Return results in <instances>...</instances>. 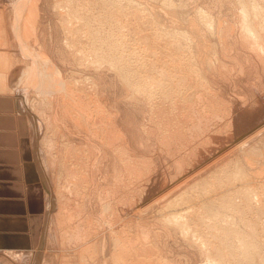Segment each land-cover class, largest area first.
<instances>
[{
  "label": "rangeland",
  "instance_id": "374dc122",
  "mask_svg": "<svg viewBox=\"0 0 264 264\" xmlns=\"http://www.w3.org/2000/svg\"><path fill=\"white\" fill-rule=\"evenodd\" d=\"M15 1L17 2H14V0H0V23H2L0 26V50H8L7 52L10 58L12 57L11 59L14 60L13 62H15V59L18 61L15 63L8 62L7 84L13 92L8 89L5 90L6 93L11 94L16 99L19 90L22 89L19 87H21L22 84L23 87L24 83L27 84L25 88L28 86L26 89L24 88V90H26V94L24 95L25 102L28 107L26 110L20 111L23 113L26 111V115L31 121L34 158L39 167L43 181V244L40 246L39 251L45 258V264H153L155 262L156 264H202L203 257L196 248L191 246L188 247L189 243L184 237H181L180 233L176 235V232H174V235L172 229L167 228L168 230H166L167 226H164L165 224L160 221L161 218L159 213L162 211L157 209L148 211L149 208L146 206L151 201L160 197L161 194L163 195L167 192L173 195L174 193L177 194L178 190H187L189 192L188 195L197 194V191L203 187L198 189L199 185L197 188L194 184L199 178L208 174L211 169L217 167L221 168V165H223L228 172L226 176H229V179L228 181L226 180V182H231L230 184L228 183L229 185L224 182V185L222 183L215 185L214 183L215 188L211 184L212 182L209 183L211 187H208L207 184V196H213V194L215 195L216 193L224 194V196L226 195L227 197L232 196V200L236 199V202L234 201L236 205L233 210L235 214L233 219H236L237 222L242 224L245 222H254L259 226L264 225V62H261V60L257 58L255 54L248 51L247 48L245 49L241 42L239 43L240 38L237 37L239 32L236 30L237 27L235 26L237 19L236 14L239 9L236 7L237 5L234 6L235 0H218L219 2L217 0H170L173 6L171 2L168 4L169 0ZM28 2L31 4L29 5ZM194 2L197 6H194ZM14 3L17 4L16 8ZM20 3L22 6H19ZM64 3V6L59 5ZM33 4L36 7V11L34 10ZM176 4L179 5V7L182 6V8L175 6ZM191 6L193 8H191ZM27 7H30V9H27ZM197 8L198 10L206 9L208 12L211 11L209 13L212 18L214 17V24L221 20V23H216L217 26L223 27L224 23L225 26L230 24V30L226 33L230 38L225 35L221 38V41L225 47H230L231 49H229L231 51L229 50L228 52L225 48H223V50H221L222 48L219 49L220 41L218 36L214 37V35H209L214 38H210L208 35L202 36L200 32L198 33V30H195L196 28L193 27L190 21L193 15L198 11ZM189 10L191 11L189 12ZM214 12L216 17L214 16ZM17 13H19V16ZM25 13H27V15ZM76 13L78 15H75ZM66 14H68V16ZM20 16H22V19L25 17L24 21ZM17 17H19L22 22L18 20ZM225 20L228 23L225 22ZM24 22H26V26H23L25 25ZM222 22L224 23L222 24ZM21 23L24 24L21 25ZM27 23H30L29 25H31L32 28H30ZM64 24H66L68 28ZM22 26L25 29L28 28L27 30L29 32ZM154 26L156 28L158 26V28L156 29ZM188 26H191V28ZM192 27L194 29H192ZM161 28L167 31L169 30L168 33H161ZM155 30H158V32ZM184 30L187 34L189 33L190 36L194 37L184 36V34L181 33ZM93 31H98L102 37L100 44L103 43V46H99L100 48H98V50L104 52L103 60L105 62L102 61L103 65L101 67H99V65L97 66L96 63L93 64L90 60L94 58L96 52L94 49L98 46L96 41L92 43L88 33ZM70 33L72 34L71 36ZM196 36L198 37L196 38ZM170 38L179 41L180 44H182L180 48H182H177V45L167 42ZM182 38L185 41H181L183 40ZM189 38H193L195 41L193 39V41H191V39L188 40ZM66 41L69 42V44L66 43ZM211 42L214 43V46L216 45L218 49L215 58L213 57L214 55L210 54V52L214 50H212L214 47ZM190 43L194 46L192 47ZM165 44L167 46L170 44L171 46L169 45L168 47L171 49ZM91 46L94 47V49ZM219 51L222 52L219 53ZM26 52L31 54L27 55ZM90 53L94 55L91 56ZM174 53L177 57L173 56ZM222 53L228 55L225 56L222 55ZM40 55L43 56L40 58ZM205 55H209V57L211 55V59L214 61L210 68L209 66L207 67L204 60ZM172 56L174 60H172ZM229 57L234 59L231 60ZM11 59L9 61H11ZM44 59L48 64L51 63V66L48 67V64L44 65V63H42ZM219 60L222 61V63ZM32 61L35 63L37 70L38 67L42 70L43 65L44 67L47 66L46 68L43 67L44 70L51 68V70H54L55 68L57 70V75L60 77L58 78L57 75L54 76L55 74L51 75L50 81L52 82L49 83L50 90L46 87L47 80L43 74L42 78L45 80L42 79L44 80L42 81V89L44 90L41 91H46V95L44 92L42 93L37 90L39 85L35 83V69L28 75V78L25 76V72L28 71L27 66L30 67L31 65L28 64ZM198 61L201 64H198ZM165 62L166 64H164ZM108 63L112 65L110 68L107 66ZM222 64H224V66H222ZM192 65H194L193 67L195 68H193ZM220 66L222 67L220 68ZM96 67L97 70L95 69ZM102 67L105 68L103 69ZM116 68L117 70H115ZM198 68L201 69V71ZM163 69L167 72L162 75L160 73ZM189 69H195L196 71L194 70L192 72ZM212 69H214V71ZM44 70H42L43 73H45ZM118 71L119 73H117ZM121 71L123 72V77L127 76V78L124 77L126 78L124 81H122L120 77ZM124 72H126V74ZM148 74L151 76V79L149 78L147 80L148 82H152L148 83L149 85L151 84L149 86L150 90L147 93H136L135 88L138 81L143 79L141 83L144 84V79L149 77ZM20 76L23 80L20 79ZM53 77L57 79L56 82L60 83V85L54 82ZM83 77L85 79H83ZM60 79L61 81H59ZM30 80L32 82H30ZM92 80L94 83H92ZM129 80L130 82H128ZM83 81L87 83L86 86L83 85L85 84ZM89 81L93 85H91ZM96 81L98 83H96ZM28 82L30 85H28ZM63 82L67 83L65 85L66 87ZM68 83L71 87H68ZM95 84L96 86L94 87ZM61 85L63 86L62 88H66V92L64 90L61 91V89L57 87ZM88 86L93 87L90 88ZM17 88L18 92L16 93ZM35 91L39 92L41 96ZM25 92L23 91L22 93L24 94ZM48 92L50 93L48 94ZM76 96H78V99ZM98 96L101 98L100 100ZM45 98L46 100H44ZM39 100H42V102L40 103ZM76 100H78L77 108L75 107V105H77V102H75ZM33 102L37 105L36 108L39 109L38 115L41 121L43 120L40 116V108L44 116L47 117L48 114L50 117L53 116L52 118L55 119L61 129L54 135L50 128L47 126L43 127V130L39 132L38 137L40 141H37V145H35V124L34 122L32 123L33 114L36 116L34 113V109L36 108H33ZM39 103L40 105H38ZM80 103L84 109L83 111L81 110ZM98 105H100V108ZM49 106H51V109H49ZM79 107L80 109H78ZM101 107H103V110L109 111H106V114L105 111L103 112L105 116L104 119L101 118L103 117ZM69 108L72 110L70 113L68 112L70 111L68 110ZM76 109L83 113H79L78 111L77 114H75ZM48 110L50 111L48 112ZM116 110L118 113H116ZM72 112L74 113L72 114ZM100 112L102 116L99 115ZM111 112L114 113L117 118ZM45 113L47 114L45 115ZM88 113H90L91 116ZM81 114L87 116V120L83 123V120L79 118ZM93 115L97 119H95ZM100 118L103 120H100ZM92 119L97 123L94 122L92 125ZM103 122H105L107 126H103L106 125ZM88 123L91 126L88 125ZM82 124H86L83 125L85 126L83 127L84 129L81 127ZM44 125L45 122L43 121V126ZM109 125L110 127H108ZM48 129L51 132L46 131ZM47 132L48 134H46ZM94 132L96 133L94 134ZM107 132L109 133L107 134ZM115 132L118 136H114L116 134ZM63 133L65 137L63 136L62 138L61 135H63ZM46 136H48V139L51 138V141H54L53 144L55 149L46 148ZM66 136L68 137L67 139ZM97 137L101 140L103 139V141H100ZM110 137L112 140H110ZM108 140H110V142ZM64 141L67 144H75V149L85 144L88 151H90V156L85 152H81L79 147L77 151H73L74 155L72 151L70 154H67L66 152L70 149H66V143ZM243 141H245V145L243 144L244 146H241ZM119 146L121 149H119ZM64 153L66 154L64 155ZM114 154H116L115 156L117 158ZM68 155H70L72 159L69 158ZM80 155L83 157H80ZM78 157H80L81 160ZM121 158H123L124 161ZM85 159L87 161H85ZM91 160H93V162H91ZM113 160L115 161L113 162ZM82 161L83 163L85 161V163L83 164ZM121 161L123 164H121ZM71 162H74V167ZM125 162H127V164ZM237 162L244 167L246 179H238L237 181L234 180L235 178L231 175L234 163ZM64 164L68 166L71 164L70 166L72 169H70V167L67 169L71 170L70 172L65 168L67 173L63 171ZM117 166L119 169L116 168ZM79 169H84V172ZM80 172L82 173L81 177L82 175L84 176V180L80 182L79 185L77 182H79L81 178L78 180L76 177H78L77 174H80ZM69 173L76 177H73ZM225 173L224 177H226ZM73 185L75 186L73 187ZM249 185L253 187V191L245 197L246 194H248L245 190L250 188ZM218 186L220 188H218ZM80 187H84V192ZM176 187L178 189H176ZM224 189H226V192L223 191ZM204 190L203 188V191ZM242 191L244 192L241 193ZM227 192L228 194H226ZM231 192H238L239 194L235 193L233 195ZM201 194L203 195V193ZM193 195L192 197L196 199L197 195ZM250 195H252V197ZM65 198L67 199L65 200ZM198 199L200 198L198 197L196 200ZM64 205L66 207H64ZM227 208L225 209L228 211L219 210L218 215L220 217L217 216L218 219L214 217L215 220H220V218L224 219L225 215L231 212V210ZM122 211H124V213ZM208 217L210 216L208 215ZM208 217L205 216V219ZM118 226L121 229V236H123L122 233L125 236V241L129 239V243L133 241L134 246L136 244V246H141L142 249L146 248V251L140 248L136 256L129 253H125L124 255L123 252L119 253V251H117L118 253H113L114 244H120V242L114 240L112 229ZM262 229L261 231L260 227L256 234L258 239L264 238V228ZM133 233L135 235H133ZM139 233L142 234V237ZM145 235L147 236L145 237ZM130 237L133 239L130 240ZM182 238L186 241L184 240L182 242ZM145 242L148 244L146 245ZM140 252L142 254L139 255ZM260 255L263 256L264 253Z\"/></svg>",
  "mask_w": 264,
  "mask_h": 264
},
{
  "label": "bare ground",
  "instance_id": "6f19581e",
  "mask_svg": "<svg viewBox=\"0 0 264 264\" xmlns=\"http://www.w3.org/2000/svg\"><path fill=\"white\" fill-rule=\"evenodd\" d=\"M24 1V0H23ZM27 1H29V0H27ZM64 1V0H63ZM68 1V0H67ZM74 1V0H73ZM90 1V0H89ZM109 1V0H108ZM128 1H130V0H128ZM168 1V0H167ZM167 1H166V3H167ZM218 1V0H217ZM13 2V1H12ZM14 2H17V1H15L14 0ZM21 2V1H20ZM30 2V1H29ZM28 2V3H29ZM32 2V1H31ZM54 2V1H53ZM75 2H77V1H75ZM133 2V1H132ZM147 2V1H146ZM164 2V1H163ZM170 0H169V2H168V4H170ZM190 2V1H189ZM193 2V1H192ZM219 2V1H218ZM69 3V2H68ZM92 3V2H91ZM111 3V2H110ZM145 3V2H144ZM149 3V2H148ZM172 3V2H171ZM15 4V3H14ZM31 3H29V5H30ZM162 4V3H161ZM160 4V5H161ZM178 4V3H177ZM175 5V6H178L179 7V5ZM182 4V3H181ZM192 4V3H191ZM210 4H212V3H210ZM16 5L17 4H15V8H16ZM25 5V4H24ZM60 6H64L65 5V3L64 4H59ZM76 5V4H75ZM155 5V4H154ZM183 6H185L184 4H182ZM201 5V4H200ZM205 5V4H204ZM219 5V4H218ZM237 5V6H236ZM19 6H22V4L20 3L19 4ZM18 6V7H19ZM70 6V5H69ZM104 6V5H103ZM147 6V5H146ZM171 6V5H170ZM169 6V7H170ZM172 6H173V3H172ZM172 6H171V8H172ZM194 6H197V5H195V2H194ZM213 6V5H212ZM234 6H236L238 9H239V11H238V13L236 14V22H235V26L237 27L236 28V30H238V32H239V34L237 35V37H239L240 38V40H239V43L241 42V44H243L244 45V48L246 49L247 48V50L248 51H250V52H252L253 54H255V56H257V58H259L260 60H261V62H264V0H235V4H234ZM33 7H34V10H35V6H34V4H33ZM59 7V6H58ZM66 7V6H65ZM143 7V6H142ZM181 8H182V6H180ZM179 7V8H180ZM187 7V6H186ZM190 7V6H189ZM201 7V6H200ZM199 7V8H200ZM205 7V6H204ZM221 7V6H220ZM132 8V7H131ZM136 8V7H135ZM141 8V7H140ZM152 8V7H151ZM166 8V7H165ZM168 8V7H167ZM174 8V7H173ZM176 8V7H175ZM178 8V9H179ZM184 8V7H183ZM191 8H193L192 6H191ZM202 8V7H201ZM213 8V7H212ZM27 9H30V7H27ZM60 9V8H59ZM134 9V8H133ZM148 9V8H147ZM189 9V8H188ZM208 9H211V8H208ZM214 9H215V7H214ZM214 9H212V10H214ZM61 10V9H60ZM111 10V9H110ZM116 10V9H115ZM145 10V9H144ZM150 10V9H149ZM157 10V9H156ZM177 10V9H176ZM182 10V9H181ZM197 10H198V8H197ZM20 11V10H19ZM26 11V10H25ZM32 11V10H31ZM36 11V10H35ZM67 11V10H66ZM74 11H75V8H74ZM191 10H189V12H190ZM194 11V10H193ZM192 11V12H193ZM196 11V10H195ZM199 11V12H198ZM196 13L195 12H193V13H195V15H193V17L191 18V21H190V23L193 25V27H195L196 29V31L198 30V33L200 32L201 34H202V36L203 35H214V37L215 36H218V38H219V49L220 48H222L221 50H223V48H225L228 52H229V50L231 49L230 47V49L228 48V46L227 47H225V45L224 44H222L223 42L221 41L222 39L221 38H223L225 35H226V33H228V31L230 30V28H229V26H230V24H228L227 25V21L225 20V22H227L226 23V25L227 26H225L224 24V22H222V24H223V27H225V28H223L222 26H217V24L216 23H219L218 21H217V19H216V23L214 24V22H213V19H214V17L212 18V16H211V14L209 13V12H211V11H207L206 9L205 10H201V9H199ZM230 11V10H229ZM69 12V11H68ZM67 12V13H68ZM182 12V11H181ZM213 12V11H212ZM15 13V12H14ZM13 13V14H14ZM75 13V12H74ZM18 14V16H19V13H17ZM26 15H27V13H25ZM30 14V13H29ZM61 14H63V13H61ZM125 14V13H124ZM128 14V13H127ZM142 14V13H141ZM186 14H187V12H186ZM218 14V13H217ZM1 15V14H0ZM26 15H24V16H26ZM31 15V14H30ZM67 16H68V14H66ZM75 15H78L77 13L75 14ZM111 15V14H110ZM132 15V14H131ZM139 15V14H138ZM153 15V14H152ZM23 16V17H24ZM71 16V15H70ZM100 16V15H99ZM136 16V15H135ZM169 16V15H168ZM177 16V15H176ZM214 16L216 17V15H215V12H214ZM219 16V15H218ZM21 17V19H22V16H20ZM104 17V16H103ZM124 17V16H123ZM127 17V16H126ZM187 17V16H186ZM185 17V18H186ZM224 17V16H223ZM27 18H28V16H27ZM68 18V17H67ZM71 18V17H70ZM94 18V17H93ZM102 18V17H101ZM121 18V17H120ZM188 18V17H187ZM17 19L18 20H21L19 17H17ZM24 19H25V17H24ZM24 19H22L23 21H24ZM87 19H89V18H87ZM96 19V18H95ZM141 19V18H140ZM220 19V18H219ZM218 19V20H219ZM16 20V19H15ZM22 20H21V22H22ZM67 20V19H66ZM66 20H64V21H66ZM70 20V19H69ZM112 20H114V19H112ZM177 20V19H176ZM26 21V20H25ZM32 21V20H31ZM34 21V20H33ZM63 21V20H62ZM61 21V22H62ZM89 21V20H88ZM116 21V20H115ZM114 21V22H115ZM152 21V20H151ZM168 21V20H167ZM215 21V20H214ZM2 22V21H1ZM27 22V21H26ZM26 22H24L25 23V25H23V26H26ZM93 22V21H92ZM183 22V21H182ZM20 23V22H19ZM18 23V24H19ZM24 23H21V25L22 24H24ZM68 23V22H67ZM66 23V24H67ZM142 23V22H141ZM221 23V22H220ZM30 24V23H29ZM28 23H27V25L28 26H30V28H32L31 27V25H29ZM66 24H64L66 27H67V25ZM144 24V23H143ZM150 24V23H149ZM166 24H167V22H166ZM170 24V23H169ZM2 25V23H0V26ZM122 25V24H121ZM184 25V24H183ZM189 25V24H188ZM191 25V26H192ZM216 25V26H215ZM221 25V24H220ZM15 26V25H14ZM22 26V27H23ZM27 26V27H28ZM65 26H64V28H65ZM74 26V25H73ZM152 26V25H151ZM162 26V25H161ZM191 26H188L189 28H191ZM238 26H239V28H238ZM20 27V26H19ZM69 27H70V25H69ZM81 27V26H80ZM155 27V26H154ZM192 27V29H194ZM1 28V27H0ZM24 28V27H23ZM68 28V27H67ZM73 28V27H72ZM83 28H85V27H83ZM156 28V27H155ZM157 28H158V26H157ZM156 28V29H157ZM185 28V27H184ZM223 28V29H222ZM25 29V28H24ZM23 29V30H24ZM28 29V28H27ZM27 29H25V30H27ZM77 29H78V27H77ZM165 29H166V27H165ZM164 28L162 29L161 28V33H168V31L167 30H165ZM173 29V28H172ZM191 29V30H192ZM130 30V29H129ZM151 30V29H150ZM149 30V31H150ZM160 30V29H159ZM176 30V29H175ZM180 30V29H179ZM79 31H80V29H79ZM83 31H84V29H83ZM86 31V30H85ZM90 31V30H89ZM155 31H157L158 32V30H155ZM173 31H174V29H173ZM177 31V30H176ZM193 31V30H192ZM3 32V31H2ZM27 32H29L28 30H27ZM31 32V31H30ZM67 32H68V30H67ZM76 32V31H75ZM160 32V31H159ZM172 32V31H171ZM178 32V31H177ZM237 32V33H238ZM66 33V32H65ZM78 33V32H77ZM89 33V35H90V38H91V40H92V43H94V41H96L97 43H98V46L97 47H95V49H94V47H92L96 52H95V56H94V58L93 59H90L92 62H93V64H97V66L99 65V67H101L103 64H102V61L103 62H105L103 59H104V52H102V51H100V50H98V48H100L99 46H101L102 44H100L101 43V40H102V37L100 36V34L98 33V31L97 32H95V31H93V32H88ZM102 33V32H101ZM166 33V34H167ZM182 34H184V36H190V34L188 33L187 34V32L184 30V31H182L181 32ZM186 33V34H185ZM230 33V32H229ZM232 33V32H231ZM235 33V32H234ZM138 34V33H137ZM159 34V33H158ZM175 34V33H174ZM181 34V35H182ZM196 34V33H195ZM200 34V35H201ZM3 35V34H2ZM22 35H23V33H22ZM29 35V34H28ZM72 34L70 33V36H71ZM82 35V34H81ZM121 35V34H120ZM156 35H157V33H156ZM197 35V34H196ZM228 35V34H227ZM226 35V37H229V36H227ZM68 36V35H67ZM125 36V35H124ZM163 36V35H162ZM3 37H4V35H3ZM145 37V36H144ZM160 37H161V35H160ZM169 37V36H168ZM190 37H194V36H190ZM198 36H196V38H197ZM210 37V36H209ZM211 37H213V36H211ZM210 37V38H211ZM213 37V38H214ZM71 38V37H70ZM149 38V37H148ZM184 38V37H183ZM182 38V39H183ZM217 38V37H216ZM216 38H215V40H216ZM230 38V37H229ZM172 39V40H171ZM191 38H189L188 40H190ZM193 39V38H192ZM191 39V41H195V39H193L192 40ZM119 40V39H118ZM180 40V39H179ZM212 40V39H211ZM224 40V39H223ZM121 41V40H120ZM135 41V40H134ZM163 41V40H162ZM181 41H185L184 39L183 40H181ZM139 42V41H138ZM141 42V41H140ZM166 42V41H165ZM167 42H169V43H173L174 45H177L176 47L178 48H180V46H182V44H180V42L179 41H177V40H175L174 38H170ZM188 42H190V41H188ZM66 43H68L69 44V42H67L66 41ZM109 43H110V41H109ZM112 43V42H111ZM182 43V42H181ZM185 43V42H184ZM187 43V42H186ZM194 43H196V42H194ZM193 43V44H194ZM212 43V42H211ZM26 44V43H25ZM113 44V43H112ZM142 44V43H141ZM191 45H192V43H190ZM210 44V43H209ZM213 44V47L214 48H212V52H210V54L211 55H214L213 57L215 58V54L217 53V46L215 45L214 46V43H212ZM22 45H23V43H22ZM41 45V44H40ZM65 45V44H64ZM166 45V44H165ZM170 44H168V46H169ZM173 45V46H174ZM189 45V44H188ZM26 46V45H25ZM24 46V47H25ZM103 46V45H102ZM107 46H109V45H107ZM167 46V45H166ZM167 46V47H168ZM171 46V45H170ZM190 46V45H189ZM194 45H192V47H193ZM230 46V45H229ZM12 47V46H11ZM29 47V46H28ZM65 47H66V45H65ZM110 47V46H109ZM115 47V46H114ZM117 47V46H116ZM191 47V46H190ZM20 48V47H19ZM18 48V49H19ZM83 48V47H82ZM88 48H90V47H88ZM112 48V47H111ZM143 48V47H142ZM169 49H171L170 47H168ZM182 48V47H181ZM180 48V49H181ZM243 48V47H242ZM22 49V48H21ZM105 50H107L106 48H104ZM113 49V48H112ZM116 49V48H115ZM131 49V48H130ZM145 49V48H144ZM168 49V50H169ZM22 50H24V49H22ZM86 50V49H85ZM122 50H123V48H122ZM127 50V49H126ZM155 50V49H154ZM166 50H167V48H166ZM185 50V49H184ZM188 50H189V47H188ZM8 51V50H7ZM6 50L5 51H2V50H0V91H5V90H10V91H12L11 90V88L8 86V84H7V70H8V62H11V63H15V62H18L16 59H15V62H13L14 60H12L11 58H10V56H9V53L7 52ZM20 51V50H19ZM27 51V50H26ZM30 51V50H29ZM111 51V50H110ZM109 51V52H110ZM117 51V50H116ZM173 51H174V49H173ZM177 51V50H176ZM193 51V50H192ZM204 51V50H203ZM209 51H210V49H209ZM208 51V52H209ZM214 51H215V53H214ZM231 51V50H230ZM21 52V51H20ZM23 52H25V51H23ZM28 52V51H27ZM26 52V53H27ZM133 52V51H132ZM142 52V51H141ZM145 52V51H144ZM159 52V51H158ZM189 52V51H188ZM194 52V51H193ZM207 52V53H208ZM222 52V51H221ZM220 51H219V53H221ZM119 53V52H118ZM123 53V52H122ZM181 53V52H180ZM29 54H31V53H29ZM28 53H27V55H29ZM39 54V53H38ZM37 54V55H38ZM42 54V53H41ZM68 54V53H67ZM91 54V53H90ZM128 54V53H127ZM161 54V53H160ZM172 54V53H171ZM188 54H190V53H188ZM205 54V53H204ZM203 54V55H204ZM231 54V53H230ZM36 55V54H35ZM94 55V54H93ZM92 54H91V56H93ZM107 55V54H106ZM210 55V57H209V55H205V57H204V60H205V62H206V64H207V67L209 66V68L212 66V63L214 62L213 61V59H211L212 58V56ZM222 55H225L224 53H222ZM228 54H226L225 56H227ZM233 55V54H232ZM39 56V55H38ZM43 56V55H42ZM41 55H40V58L42 57ZM108 56V55H107ZM139 56V55H138ZM169 56V55H168ZM173 56H175V53H174V55ZM173 56H172V60H174V58H173ZM219 56V55H218ZM229 56H231V55H229ZM16 57V56H15ZM45 57V56H44ZM43 57V58H44ZM87 57H89V56H87ZM175 57H177V56H175ZM180 57V56H179ZM193 57V56H192ZM191 57V58H192ZM14 58V57H13ZM42 58V59H43ZM91 58V57H90ZM120 58V57H119ZM147 58V57H146ZM200 58V57H199ZM202 58V57H201ZM200 58V59H201ZM206 58V59H205ZM226 58V57H225ZM231 60L232 59H234V58H232V57H229ZM11 59V61H9ZM37 59V58H36ZM106 59V58H105ZM179 59V58H178ZM203 59V58H202ZM38 60V59H37ZM131 60H132V58H131ZM171 60V61H172ZM181 60V59H180ZM215 60V59H214ZM217 60V59H216ZM238 60V59H237ZM43 61V60H42ZM44 61L46 62V60L44 59ZM42 62V63H44V65L46 64H48L47 62L45 63V62ZM47 61H49V60H47ZM123 61H124V59H123ZM128 61V60H127ZM201 61V60H200ZM220 61V60H219ZM233 61H235V60H233ZM138 62V61H137ZM169 62V61H168ZM190 62H191V60H190ZM221 63H222V61H220ZM243 62V61H242ZM254 62V61H253ZM32 63V64H31ZM30 64H28V65H31L30 67L29 66H27L28 67V71L27 72H25V76L28 78L29 76L28 75H30L32 72H33V69H35V72H34V74H35V79H36V84L37 85H39L38 87H37V90H39V92H42L41 90H44V89H42L43 88V82L42 81H44L45 79L47 80V88H49V83L50 82H52V81H50V78H51V75H54V76H56L57 75V70L54 68V70H51V69H45L44 70V68H46L47 66L49 67V66H51L50 64H48L46 67H44V65H43V67H42V70H44V72L45 73H43L42 72V70H41V68H39L38 67V70H39V72H38V70H37V68H36V65H35V63L32 61ZM40 63V62H39ZM88 63V62H87ZM86 63V64H87ZM136 63V62H135ZM196 63V62H195ZM218 63V62H217ZM220 63V64H221ZM239 63V62H238ZM244 63V62H243ZM123 64V63H122ZM151 64V63H150ZM164 64H166V62L164 63ZM197 64V63H196ZM198 64H201L199 61H198ZM219 64V63H218ZM242 64V63H241ZM40 65H41V63H40ZM88 65V64H87ZM214 65V64H213ZM262 65H263V63H262ZM85 66V65H84ZM107 66H109V68H110V66H112L111 64H109L108 63V65ZM139 66V65H138ZM165 66V65H164ZM194 65H192V67H193ZM222 66H224V64H222ZM222 66H220V68L222 67ZM86 67V66H85ZM94 67V66H93ZM124 67V66H123ZM126 67V66H125ZM199 67V66H198ZM206 67V68H207ZM214 67V66H213ZM216 67V66H215ZM103 68V67H102ZM105 68V67H104ZM103 68V69H104ZM144 68H145V66H144ZM193 68H195V67H193ZM219 68V69H220ZM96 70H97V67L95 68ZM101 69V68H100ZM107 69V68H106ZM112 69V68H111ZM119 69V68H118ZM134 69V68H133ZM199 69V68H198ZM218 69V70H219ZM262 69V68H261ZM99 70V69H98ZM115 70H117V68L115 69ZM124 70V69H123ZM132 70V69H131ZM135 70V69H134ZM140 70V69H139ZM150 70V69H149ZM190 70V69H189ZM195 70V69H194ZM193 69L192 70H190V71H194ZM200 71H201V69H199ZM198 70V71H199ZM209 70V69H208ZM211 70V69H210ZM213 71H214V69H212ZM234 70V69H233ZM26 71V70H25ZM92 71V70H91ZM129 71V70H128ZM133 71V70H132ZM165 71V72H164ZM189 71V72H190ZM196 71V70H195ZM99 72V71H98ZM131 72V71H130ZM167 71L166 70H164L163 69V71H161V73L160 74H164V73H166ZM191 72V73H192ZM218 72V71H217ZM87 73V72H86ZM97 73V72H96ZM103 73V72H102ZM107 73V72H106ZM117 73H119V71L117 72ZM122 71H121V78H122V81H124V79H126L127 78V76H124V77H126V78H124L123 77V75H122ZM125 74H126V72H124ZM210 73H211V71H210ZM213 73V72H212ZM226 73V72H225ZM231 73V72H230ZM43 74H44V77H45V79L44 78H42L43 77ZM228 74H229V72H228ZM144 75V74H143ZM149 75V74H148ZM198 75V74H197ZM18 76V75H17ZM24 76V75H23ZM58 76V75H57ZM138 76V75H137ZM147 76V75H146ZM85 77V76H84ZM83 77V79H85ZM90 77V76H89ZM89 77H86V78H89ZM95 77H96V75H95ZM103 77H104V75H103ZM116 77H118V76H116ZM151 76L149 75V77H146V79H144V81H145V83L143 84V83H141V81L143 80L142 78V80H140V81H138V84L136 85V88H135V91H136V93L137 92H148L150 89H149V86L151 85H149L148 83H152V82H148V80L147 79H149ZM23 78V77H22ZM25 78V77H24ZM27 78H26V80H27ZM54 78V82H56L57 81V79L55 78V77H53ZM52 78V79H53ZM58 78H60L59 76H58ZM100 78V77H99ZM152 78H153V76H152ZM18 79H19V77H18ZM20 79H21V76H20ZM42 79H44V80H42ZM74 79V78H73ZM90 79V78H89ZM93 79V78H92ZM104 79V78H103ZM131 79V78H130ZM151 79V78H150ZM21 80H23V79H21ZM29 80V79H28ZM33 80V79H32ZM75 80V79H74ZM86 80H88V79H86ZM95 80V79H94ZM121 80V79H120ZM20 81V80H19ZM25 81V80H24ZM59 81H61V79L59 80ZM76 81V80H75ZM78 81H79V79H78ZM81 81V80H80ZM93 81V80H92ZM91 81V82H92ZM121 81V82H122ZM152 81H154V80H152ZM30 82H32L31 80H30ZM66 82V81H65ZM87 82V81H86ZM105 82V81H104ZM126 82H127V80H126ZM128 82H130V80L128 81ZM19 83V82H18ZM56 83H58V82H56ZM64 83V82H63ZM62 83V84H63ZM80 83V82H79ZM83 83H85L84 81H83ZM89 83H90V81H89ZM89 83H88V85H89ZM92 83H94V81L92 82ZM96 83H98L97 81H96ZM123 83V82H122ZM21 84H22V82H21ZM20 84V85H21ZM35 84V85H36ZM59 85H60V83H58ZM67 83H64V86L66 85ZM69 84V83H68ZM81 84V83H80ZM86 84L87 83H85V84H83V85H85L86 86ZM91 84V83H90ZM124 84H125V82H124ZM123 84V85H124ZM129 84V83H128ZM127 84V85H128ZM131 84V83H130ZM148 84V85H147ZM158 84V83H157ZM23 85V84H22ZM22 85H21V87H19L21 90H19V93H18V95H17V97H16V99H17V101H18V104H19V107H20V109L21 110H25V109H23V107L22 106H24V104H25V102H24V100H25V94H26V90H24V88H25V86L27 85V84H25L24 83V86L22 87ZM28 85H30L29 84V82H28ZM91 85H93V84H91ZM98 85V84H97ZM52 86V85H51ZM96 86V84L94 85V87ZM103 86V85H102ZM28 87V86H27ZM26 87V88H27ZM58 88H60L61 89V91H65L66 92V88L64 89V88H62L63 86L61 85V86H57ZM56 87V88H57ZM66 87V86H65ZM68 87H71L70 86V84H69V86ZM67 87V88H68ZM88 87H93V86H88ZM87 87V88H88ZM100 87V86H99ZM126 87H128V86H126ZM25 88V89H26ZM45 88V87H44ZM54 88V87H53ZM89 88V89H90ZM97 88V87H96ZM123 88V87H122ZM125 88V87H124ZM13 89V88H12ZM50 90H51V88H49ZM70 89V88H69ZM100 89H102V88H100ZM105 89V88H104ZM16 90V89H15ZM46 90V89H45ZM54 90H55V88H54ZM94 90V89H93ZM25 92L24 94L22 93V92ZM87 91H88V89H87ZM90 91H92V90H90ZM105 91V90H104ZM6 92V91H5ZM13 92V91H12ZM18 92V88H17V90H16V93ZM36 92V91H35ZM39 92H36L37 94L39 93ZM44 92V94L46 95V91H43ZM42 92V93H43ZM58 92V91H57ZM56 92V93H57ZM60 92V91H59ZM69 92H70V90H69ZM101 92V91H100ZM127 92V91H126ZM50 92H48V94H49ZM61 93V92H60ZM63 93V92H62ZM71 93V92H70ZM85 93V92H84ZM88 93V92H87ZM135 93V94H136ZM15 94V93H14ZM47 94V95H48ZM93 94V93H92ZM44 95V96H45ZM64 95H67V94H64ZM64 95H62L63 97H65ZM71 95V94H70ZM69 95V96H70ZM74 95V94H73ZM94 95V94H93ZM39 96H41V94L39 93ZM50 96V95H49ZM72 96V95H71ZM100 96V95H99ZM98 96V97H99ZM130 96V95H129ZM132 96V95H131ZM136 96H137V94H136ZM135 96V97H136ZM52 97V96H51ZM67 97V96H66ZM75 97V96H74ZM95 97V96H94ZM128 97V96H127ZM76 98L78 99V96H76ZM96 98V97H95ZM106 98V97H105ZM125 98V97H124ZM62 99H65V98H62ZM68 99V98H67ZM70 99V98H69ZM90 99V98H89ZM101 98L99 97V100H100ZM122 99V98H121ZM131 99V98H130ZM44 100H46V98L44 99ZM48 100V99H47ZM71 100V99H70ZM91 100V99H90ZM98 100V101H99ZM103 100V99H102ZM107 100V99H106ZM40 101V100H39ZM49 101V100H48ZM67 101V100H66ZM80 101V100H79ZM134 101V100H133ZM36 102V101H35ZM35 102H33V104L32 105H34V107L33 108H36L37 107V105H35ZM42 102V100L40 101V103ZM45 102V101H44ZM43 102V103H44ZM68 102V101H67ZM66 102V103H67ZM75 102H77V105H75V107L76 106H78V100H76ZM74 102V103H75ZM81 102V101H80ZM93 102V101H92ZM96 102V101H95ZM94 102V103H95ZM104 102H105V100H104ZM129 102V101H128ZM40 103L38 104V105H40ZM49 103H50V101H49ZM66 103H65V105H66ZM70 103H71V101H70ZM31 104V103H30ZM46 104H48V103H46ZM93 104V103H92ZM91 104V105H92ZM101 104H102V102H101ZM22 105V106H21ZM49 105V104H48ZM89 105V104H88ZM42 106V105H41ZM47 106V105H46ZM80 106H81V108H82V105H81V103H80ZM99 106V108H100V105H98ZM97 106V107H98ZM103 106V105H102ZM54 107H55V105H54ZM63 107V106H62ZM67 107H68V105H67ZM74 107V106H73ZM84 107V106H83ZM107 107H108V105H107ZM52 108H53V105H52ZM77 108V107H76ZM98 108V109H99ZM103 107H101V109H102ZM49 109H51V106H49ZM78 109H80V107L78 108ZM100 109V110H101ZM113 109V108H112ZM115 109V108H114ZM35 111H34V113L36 114V116L33 114V116H31V117H33V120H32V123L34 122V124H35V144H37V141L39 142L40 141V138L38 137V135H39V132H41L40 130H43V127H48V128H50L51 129V131H52V133L55 135V133L57 132H59V130H61L60 129V126L56 123V121H55V119L54 118H52V117H50V115L48 114L47 115V117L46 116H44V114H43V112H42V110H41V108H40V116H41V118H42V120L45 122V125L43 126V121H41L40 119H39V115H38V111H39V109H34ZM68 110H70V108L68 109ZM82 111L84 110L83 108L81 109ZM50 110H48V112H49ZM65 111V110H64ZM72 110H70V111H68L69 113L71 112ZM74 111V110H73ZM76 111V113L75 114H77V112L79 111H77V109L75 110ZM74 111V112H75ZM82 111H79V113L80 112H82ZM105 110H103L102 109V115H103V112H104ZM107 112H109L108 110H106ZM105 111V114L107 113ZM74 112H72V114L74 113ZM86 112V111H85ZM101 112H100V114L99 115H101ZM52 113V112H51ZM83 113V112H82ZM112 113V112H111ZM110 113V114H111ZM116 113H118L117 112V110H116ZM47 113H45V115H46ZM88 114H90V113H88ZM87 114V115H88ZM109 114V113H108ZM112 114H114V113H112ZM30 115H32V114H30ZM52 115V114H51ZM101 115V116H102ZM75 116V115H74ZM77 116V115H76ZM90 116H91V114H90ZM94 116V115H93ZM110 116V115H109ZM114 116H115V114H114ZM113 116V117H114ZM88 117H89V115H88ZM95 117V116H94ZM107 117V116H106ZM116 117V116H115ZM79 118L81 119V120H83L82 121V123L85 121V120H87V116L86 115H83V114H81V115H79ZM101 118H105V116L103 115V117H101ZM100 118V120H103V119H101ZM111 118V117H110ZM117 118V117H116ZM79 119V120H80ZM95 119H97L96 117H95ZM108 119H109V117H108ZM91 120V119H90ZM93 121V123H92V125L94 124V119H92ZM109 121V120H108ZM107 121V122H108ZM42 122V123H41ZM100 122V121H99ZM106 122V121H105ZM105 122H103V123H105ZM110 122V121H109ZM80 123H81V121H80ZM95 123H97V122H95ZM41 124H42V127H41ZM99 124V123H98ZM106 124V123H105ZM74 125V124H73ZM83 125H86V124H82V129H84L83 127H85V126H83ZM88 125H90L89 123H88ZM103 125V124H102ZM91 126V125H90ZM89 126V127H90ZM94 126H96V125H94ZM98 126V125H97ZM103 126H107V124L106 125H103ZM88 127V128H89ZM108 127H110V125L108 126ZM107 127V128H108ZM67 128V127H66ZM88 128H87V130H88ZM96 128V127H95ZM98 128V127H97ZM100 128H102V127H100ZM104 128V127H103ZM106 128V127H105ZM86 129V128H85ZM111 129V128H110ZM73 130V129H72ZM94 130V129H93ZM114 130V129H113ZM112 130V131H113ZM142 130V129H141ZM44 131H45V129H44ZM46 131H48V132H51L49 129L48 130H46ZM67 131V130H66ZM78 131H79V129H78ZM92 131V130H91ZM100 131V130H99ZM101 131H106V130H101ZM111 131V132H112ZM115 131V130H114ZM117 131V130H116ZM48 132L46 133V134H48ZM72 132V131H71ZM77 132V131H76ZM87 132H89V131H87ZM80 133V132H79ZM90 133H92V132H90ZM96 132H94V134H95ZM109 132H107V134H108ZM116 133V132H115ZM120 133V132H119ZM98 134V133H97ZM97 134H96V136H97ZM100 134V133H99ZM114 134V133H113ZM112 134V135H113ZM50 135V134H49ZM57 135H59V134H57ZM77 135H79V134H77ZM90 135H93V134H90ZM117 135V133L114 135V136H116ZM52 136V135H51ZM62 136V138H63V136L65 137V135H64V133H63V135H61ZM60 136V137H61ZM118 136V135H117ZM55 137V136H54ZM59 137V136H58ZM101 137V136H100ZM112 137V136H111ZM111 137H110V140H112L111 139ZM68 137L66 136V139H67ZM84 138V137H83ZM100 141H103V139L101 140L99 137H97ZM108 138V137H107ZM51 139V138H50ZM50 139H48V136H46V138H45V141H46V145H47V147L46 148H54V144H53V142L54 141H51ZM73 139V138H72ZM109 139V138H108ZM54 140V139H53ZM64 140H65V138H64ZM110 140H108L109 142H110ZM69 141V140H68ZM67 141V142H68ZM58 142V141H57ZM65 142V141H64ZM106 142V141H105ZM56 143V142H55ZM66 143V142H65ZM76 143V142H75ZM83 143V142H82ZM87 143V142H86ZM93 143V142H92ZM245 141H243L242 142V144H241V146H244L245 144ZM105 144V143H104ZM244 144V145H243ZM57 145V144H56ZM88 145V144H87ZM110 145V144H109ZM65 146H66V149H70L69 151H67L66 152V150H65V152L67 153V154H70L71 153V151L73 152V151H77L78 150V147L80 148V151L81 152H85L87 155H89L90 154V151H88V149L86 148L87 146H85V144H82V145H80V146H78L77 147V149H75V144H73V143H66L65 144ZM108 146V145H107ZM91 147V146H90ZM106 147V146H105ZM116 147H118V146H116ZM120 147V146H119ZM247 147V146H246ZM101 148H103V147H101ZM100 148V149H101ZM242 148V147H241ZM55 149V148H54ZM93 149V148H92ZM91 149V150H92ZM116 149V148H115ZM119 149H121V147L119 148ZM248 149V148H247ZM249 149H250V147H249ZM103 150V149H102ZM55 151V150H54ZM59 151V150H58ZM66 153H64V155L66 154ZM119 153V152H118ZM118 153H116V154H118ZM125 153V152H124ZM60 154H61V152H60ZM73 155H74V152L72 153ZM80 154V153H79ZM82 154V153H81ZM113 154V153H112ZM116 154H114V156L116 155ZM62 155V154H61ZM63 155V156H64ZM75 155H76V152H75ZM119 155H121V154H119ZM55 156V155H54ZM69 156V158H71L70 157V155H68ZM84 156H86V155H84ZM90 156V155H89ZM118 156V155H117ZM76 157V156H75ZM80 157H83V156H81L80 155ZM80 157H78V158H80ZM97 157V156H96ZM116 157V156H115ZM120 157V156H119ZM64 158V157H63ZM92 158V157H91ZM114 158V157H113ZM112 158V159H113ZM117 158V157H116ZM116 158H114V159H116ZM65 159H66V156H65ZM68 159V158H67ZM72 159V158H71ZM87 159V158H86ZM85 159V161H87ZM89 159H90V157H89ZM88 159V160H89ZM95 159V158H94ZM93 159V160H94ZM122 160H123V158H121ZM125 159V158H124ZM56 160V159H55ZM79 160V159H78ZM80 160H81V158H80ZM80 160H79V162H80ZM83 160H84V158H83ZM93 160H91V162H93ZM120 160V159H119ZM71 161V160H70ZM77 161V160H76ZM75 161V162H76ZM85 161H84V163H85ZM115 160H113V162H114ZM124 161V160H123ZM125 161H127V160H125ZM95 162V161H94ZM100 162V161H99ZM128 162V161H127ZM127 162H125L126 164H127ZM66 163V162H65ZM67 163H70V162H67ZM73 163L74 162H71V164L73 165ZM77 163V162H76ZM81 163V162H80ZM82 163H83V161H82ZM83 163V164H84ZM89 163V162H88ZM101 163V162H100ZM116 163V162H115ZM118 163V162H117ZM43 164V163H42ZM70 164V165H71ZM82 164V165H83ZM94 164V163H93ZM121 164H123L122 163V161H121ZM68 166V165H66V164H64L63 166V169L65 168L66 170L70 167V169H72L71 168V166ZM75 165V164H74ZM74 165H73V167H74ZM86 165V164H85ZM101 165V164H100ZM116 165V164H115ZM115 165H112V166H115ZM80 166V165H79ZM87 166V165H86ZM91 166H93V165H91ZM120 166V165H119ZM122 166V165H121ZM127 166V165H126ZM215 166H217V165H215ZM78 167V166H77ZM96 167V166H95ZM83 168H84V166H83ZM88 168V167H87ZM89 168H90V166H89ZM116 168H118V166L116 167ZM135 168H136V166H135ZM214 168V167H213ZM65 169L63 170V171H65ZM81 169V168H80ZM79 169V170H80ZM86 169V168H85ZM92 169V168H91ZM119 169V168H118ZM118 169H117V171H118ZM75 170V169H74ZM73 170V171H74ZM78 170V171H79ZM83 170V172H84V169H82ZM82 170H80V171H82ZM87 170V169H86ZM116 170V169H115ZM68 172H70L71 170H67ZM89 171V170H88ZM92 171V170H91ZM97 171V170H96ZM120 171H122V170H120ZM209 171V170H208ZM225 171H226V173H225ZM66 172V171H65ZM76 172V171H75ZM67 173V172H66ZM73 173V172H72ZM85 173L87 174V172L85 171ZM138 173V172H137ZM224 173H225V176L228 174V172H227V170L225 169V167H223V165H221V168L220 167H217V168H214V169H211L210 170V172L208 173V174H205L202 178H199V180L194 184V185H196L195 187H197L198 185V189H200L201 187H203L205 190L203 191V188L202 189H200L199 191H197L198 193L197 194H195V195H197L196 197L198 198H200V199H198V200H196L195 199V197H192V195L190 194V195H188V191L187 190H183V191H180V190H178V192H177V194L176 193H174L173 195L172 194H169V192H167L166 194H161L160 195V197H158V198H156L154 201H151L149 204H147V208H149V210L148 211H153L154 209H157V210H160V211H162L161 213H162V215H161V213H159L160 214V221L163 223V224H165L164 226H167L166 227V230H168L167 228H170V229H172V230H170V231H172L173 233L174 232H176V235L177 234H179L180 233V235H181V237H184L186 240H187V242L189 243L188 245V247H194V248H196V250L200 253V255H202V257H203V259H202V261H203V263L202 264H264V260H263V256H261L260 254L262 253H264V238L263 239H261V238H259L258 239V237H257V232H258V230H259V228L261 227V231L263 230L262 228H264L263 226L264 225H257L256 223H250V222H245V223H239V222H237V220L236 219H233V216H235V214L233 213V210L235 209V200L236 199H233L232 200V196L231 197H227L226 195L224 196V194L222 195V194H213V196H207V184H208V187H211V186H209L210 184L209 183H211L212 185H213V187H214V183H215V185L216 184H220V183H222L223 184V182L224 183H227L226 182V180L228 181V179H229V176H226V177H224ZM70 174V173H69ZM81 172H80V174H77V176L78 177H76V176H73V174H70V175H72L73 177H76V178H78V180L81 178V180L79 181V182H77L79 185H80V182H82L83 180H84V176L82 175V177H81ZM114 174H115V172H114ZM63 175V174H62ZM65 175H67V174H65ZM75 175V174H74ZM89 175V174H88ZM91 175V174H90ZM135 175V174H134ZM231 175L233 176V178H235L234 180H237L238 181V179H246V171H245V169H244V167L242 166V165H240L238 162L237 163H234V167H233V169H232V172H231ZM248 177V176H247ZM121 178V177H120ZM232 178V177H231ZM232 178V179H233ZM73 179H75V178H73ZM66 180H67V178H66ZM86 180V179H85ZM122 180V179H121ZM249 180V179H248ZM214 181H216V182H214ZM236 181V182H237ZM122 182V181H121ZM231 182V181H230ZM230 182H228L229 184H230ZM251 182V181H250ZM61 183V182H60ZM87 183V182H86ZM91 183V182H90ZM96 183V182H95ZM227 183V184H228ZM235 183V182H234ZM118 184H120V183H118ZM182 184V183H181ZM192 184V183H191ZM228 184V185H229ZM232 184V183H231ZM242 184V183H241ZM248 184V183H247ZM90 185V184H89ZM180 185V184H179ZM189 185V184H188ZM224 185V184H223ZM235 185V184H234ZM59 186V185H58ZM61 186V185H60ZM75 185H73V187H74ZM87 186V185H86ZM86 186H85V189H86ZM230 186H232V185H230ZM244 186V185H243ZM250 186V185H249ZM47 187V186H46ZM68 187V186H67ZM188 187V186H187ZM194 187V188H195ZM225 187H226V185H225ZM246 187V186H245ZM66 188V187H65ZM72 188V187H71ZM76 188H77V186H76ZM81 189H83L82 187H80ZM215 188V187H214ZM218 188H220L219 186H218ZM237 188H238V186H237ZM251 188V189H250ZM250 188H248V189H246L245 191H247L246 193H248V194H246V196L245 197H247V195H249L252 191H253V187H251L250 186ZM80 189V190H81ZM172 189H174V188H172ZM176 189H178L177 187H176ZM184 189V188H183ZM196 189V188H195ZM197 189V190H198ZM211 189V188H210ZM216 189H217V187H216ZM223 189V188H222ZM221 189V190H222ZM231 189V188H230ZM239 189V188H238ZM241 189V188H240ZM243 189V188H242ZM212 190V189H211ZM211 190H209V191H211ZM220 190V189H219ZM226 189H224L223 191H225ZM232 190V189H231ZM244 190V189H243ZM69 191V190H68ZM67 191V192H68ZM82 191V190H81ZM98 191V190H97ZM170 191H171V189H170ZM174 191V190H173ZM186 191H187V193H186ZM201 191H203V192H201ZM217 191V190H216ZM229 191V190H228ZM51 192V191H50ZM83 192H84V189H83ZM82 192V193H83ZM220 192V191H219ZM218 192V193H219ZM226 192V191H225ZM239 192V191H238ZM238 192H235V193H237V194H239ZM244 191H242L241 193H243ZM49 193V192H48ZM99 193V192H98ZM192 193V192H191ZM201 193H203V195L201 194ZM210 193V192H209ZM212 193V192H211ZM214 193V192H213ZM233 193V195L235 194L234 192H231V194ZM52 194V193H51ZM66 194V193H65ZM176 194V195H175ZM226 194H228V192L226 193ZM230 194V193H229ZM230 194V195H231ZM94 195V194H93ZM195 195H193V196H195ZM203 196V198H202V196ZM220 195V196H219ZM47 196H48V194H47ZM53 196V195H52ZM64 196V195H63ZM201 196V197H200ZM251 197H252V195H250ZM50 197V196H49ZM78 197V196H77ZM96 197V196H95ZM51 198V197H50ZM90 198H91V196H90ZM62 199V198H61ZM60 199V200H61ZM67 198H65V200H66ZM96 200V199H95ZM62 201H63V199H62ZM69 201V200H68ZM235 201V202H234ZM239 201V200H238ZM237 201V202H238ZM49 203V202H48ZM55 203V202H54ZM63 203V202H62ZM216 203V204H215ZM56 204V203H55ZM76 204V203H75ZM88 204V203H87ZM119 205V204H118ZM229 205V206H228ZM61 206V205H60ZM104 206V205H103ZM102 206V207H103ZM156 206V207H155ZM64 207H66L65 205H64ZM68 207V206H67ZM95 207V206H94ZM112 207V206H111ZM131 207V206H130ZM155 207V208H154ZM228 207V208H227ZM70 208V207H69ZM106 208V207H105ZM225 208H227V209H230L231 210V212L228 214H226L225 215V218L224 219H221L220 218V220H217L218 219V217L217 216H219L218 215V211L219 210H226ZM94 209V208H93ZM128 209V208H127ZM142 209V208H141ZM146 209V208H145ZM152 209V210H151ZM66 210V209H65ZM104 210V209H103ZM134 210V209H133ZM60 211V210H59ZM105 211V210H104ZM116 211V210H115ZM118 211V210H117ZM159 211V212H160ZM207 211V212H206ZM226 211H228V210H226ZM58 212V211H57ZM123 213H124V211H122ZM157 212V211H156ZM79 213V212H78ZM77 213V214H78ZM102 213V212H101ZM100 213V214H101ZM121 213V212H120ZM151 213V212H150ZM208 213V214H207ZM207 214V215H206ZM144 215H146V214H144ZM151 215H152V213H151ZM208 215L210 216V217H208ZM128 216V215H127ZM156 216V215H155ZM158 216V215H157ZM195 216V217H194ZM205 216H207L208 218H206L205 219ZM217 217V219L215 220V218ZM220 217V216H219ZM118 218V217H117ZM193 218H194V220H193ZM158 219V218H157ZM78 220V219H77ZM145 220V219H144ZM207 220V221H206ZM222 220H223V222H222ZM117 221V220H116ZM143 221V220H142ZM139 222H140V220H139ZM127 224V223H126ZM134 224V223H133ZM117 226V225H116ZM120 226V225H119ZM119 226L118 227H113V229H112V235L114 236V240H117V241H119L120 242V244H114V243H112V244H114V248H113V253H118L117 251H119V253L120 252H123L124 253V255H125V253H129V254H132V255H137L138 254V251H140L139 249L141 248L142 249V247L140 246H136V244H135V246H134V244H133V241H130V242H132V243H129V239H127V241H125L124 240V234L122 233V235L123 236H121V234H120V228H119ZM129 226V225H128ZM133 226V225H132ZM126 227V226H125ZM134 227V226H133ZM144 228V227H143ZM142 228V229H143ZM141 229V228H140ZM145 229V228H144ZM158 229V228H157ZM133 230V229H132ZM100 231V230H99ZM139 231H141V230H139ZM144 231V230H143ZM142 231V232H143ZM105 232V231H104ZM136 232V231H135ZM137 232H138V230H137ZM126 233V232H125ZM157 233H158V231H157ZM165 233V232H164ZM96 234V233H95ZM132 234V233H131ZM140 235H141V237H142V234L141 233H139ZM133 235H135L134 233H133ZM133 235H132V237H133ZM174 235H175V233H174ZM78 236V235H77ZM108 236V235H107ZM131 236V235H130ZM147 235H145V237H146ZM90 237V236H89ZM127 237V236H126ZM132 237H130V240L131 239H133ZM167 237V236H166ZM139 238V237H138ZM158 238V237H157ZM110 239V238H109ZM183 239V238H182ZM185 239H183L182 240V242L185 240ZM185 240V241H186ZM136 241V240H135ZM164 241V240H163ZM171 241V240H170ZM105 242V241H104ZM76 243V242H75ZM81 243V242H80ZM94 243V242H93ZM135 243V242H134ZM138 243V242H137ZM150 243V242H149ZM185 244H187L186 242H184ZM142 244H143V242H142ZM145 244H146V242H145ZM148 244V243H147ZM146 244V245H147ZM154 244V243H153ZM166 244V243H165ZM169 244V243H168ZM145 246V245H144ZM165 246V245H164ZM107 247V246H106ZM110 247V246H109ZM69 248V247H68ZM155 248V247H154ZM148 249V248H147ZM151 249H152V247H151ZM165 249V248H164ZM193 249V248H192ZM142 250H145L146 251V248L145 249H142ZM166 250V249H165ZM72 251V250H71ZM110 251V250H109ZM150 251V250H149ZM141 252H143V251H141ZM139 253V255L140 254H142V253ZM154 252V251H153ZM157 252H158V250H157ZM163 252V251H162ZM68 253V252H67ZM149 253V252H148ZM191 253V252H190ZM193 254V253H192ZM105 255V254H104ZM138 255V256H139ZM144 255V254H143ZM112 256V255H111ZM131 256V255H130ZM123 257V256H122ZM166 257V256H165ZM171 257V256H170ZM153 258V257H152ZM155 258V257H154ZM89 259V258H88ZM94 259V258H93ZM97 259V258H96ZM157 260V259H156ZM127 261V260H126ZM119 262V261H118ZM160 262V261H159ZM88 263V262H87ZM116 263V262H115ZM127 263V262H126ZM151 263V262H150ZM153 263V262H152ZM162 263V262H161ZM119 264V263H118ZM149 264V263H148ZM153 264H156V262L155 263H153ZM165 264V263H164Z\"/></svg>",
  "mask_w": 264,
  "mask_h": 264
},
{
  "label": "crops",
  "instance_id": "0c3cea01",
  "mask_svg": "<svg viewBox=\"0 0 264 264\" xmlns=\"http://www.w3.org/2000/svg\"><path fill=\"white\" fill-rule=\"evenodd\" d=\"M18 106L17 99L0 91V264H45L39 251L43 181L31 121ZM22 107L27 109L26 102Z\"/></svg>",
  "mask_w": 264,
  "mask_h": 264
}]
</instances>
